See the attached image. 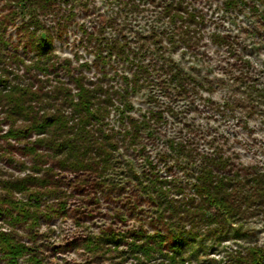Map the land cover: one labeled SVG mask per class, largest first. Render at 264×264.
<instances>
[{
	"label": "rangeland",
	"instance_id": "374dc122",
	"mask_svg": "<svg viewBox=\"0 0 264 264\" xmlns=\"http://www.w3.org/2000/svg\"><path fill=\"white\" fill-rule=\"evenodd\" d=\"M167 1L68 0L27 12L22 0H0L1 32L10 50L34 61L38 40L47 36L55 61L70 63L73 75L104 77L131 104L125 115L144 120L148 128L134 142L120 146L117 166L102 179L91 172L58 171L65 208L46 200L35 227L0 217V226L45 264H111L109 256L128 254L133 243L153 244L148 237L157 233L163 236L162 248L170 250L166 216H159L142 185L150 179H171L189 193L198 163H189L188 174H182L171 145L191 151L197 159L229 156L243 174L264 173V0H231L236 5L230 8L225 5L230 0H184L203 18L191 47L181 45L173 26L161 17ZM35 21L40 28L34 29ZM216 35L227 44H215ZM171 64L195 79L196 91L178 97L161 89L160 67ZM137 70L140 86L131 91L129 81ZM58 77L72 86L71 75L60 67ZM117 107L109 118L115 129L122 127V107ZM7 129L0 115V167L22 175L33 159L24 149L25 140L2 137ZM44 156L43 161L54 163ZM113 236L119 245L105 257L95 256L88 247L91 239L112 250ZM254 245L264 247L259 218L227 224L217 236L186 238L181 255L188 264H228L236 252ZM0 264H9L1 254Z\"/></svg>",
	"mask_w": 264,
	"mask_h": 264
},
{
	"label": "trees",
	"instance_id": "16d2710c",
	"mask_svg": "<svg viewBox=\"0 0 264 264\" xmlns=\"http://www.w3.org/2000/svg\"><path fill=\"white\" fill-rule=\"evenodd\" d=\"M57 1L68 0H22V5L27 12L44 11ZM225 5L230 8L236 2L230 0ZM160 15L173 26L181 45L191 47L197 43L203 18L184 0H168ZM1 25L0 22V115L8 126L2 137L25 140L24 149L33 163L22 175L0 167V217L26 222L33 228L38 225L46 200L58 203L59 210L65 208L66 192L59 185L58 171L91 172L102 179L117 166L120 146L134 142L148 128L144 120L125 115L132 109L131 104L124 93L107 85L104 77L92 80L83 73L73 75L70 63L55 61L49 54L51 41L47 36L38 40L37 59L27 62L9 49ZM32 25L34 29L41 27L38 21ZM224 40L216 35L213 42L227 44ZM59 67L71 75L72 86L58 77ZM160 69L159 84L168 95L187 96L199 86L175 64ZM141 75L139 70L134 72L129 81L131 91L140 86ZM117 104L122 107V127L115 129L109 125V118L118 109ZM170 148L182 174H188L189 163H198L187 186L189 193H185V186L171 179H150L142 185L156 202L159 216H166L170 250L162 248L164 239L157 233L148 237L153 244L133 243L128 254L118 251L109 256L111 264L112 259L121 260L117 264L125 260H129L128 264H188L181 255L186 238L217 236L230 223L241 224L256 218L264 223L263 172L243 174L231 157L222 154L197 159L181 146ZM44 154L54 163L43 161ZM173 193L178 197H172ZM109 240L112 250H104L99 241L91 239L87 244L95 256L105 257L115 252L120 242L114 236ZM0 254L9 264H45L31 247L1 226ZM228 264H264V247L254 245L236 252Z\"/></svg>",
	"mask_w": 264,
	"mask_h": 264
}]
</instances>
